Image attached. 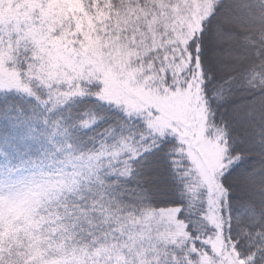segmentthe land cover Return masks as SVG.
<instances>
[{
  "label": "snow or ice",
  "instance_id": "6c2138e0",
  "mask_svg": "<svg viewBox=\"0 0 264 264\" xmlns=\"http://www.w3.org/2000/svg\"><path fill=\"white\" fill-rule=\"evenodd\" d=\"M0 264H264V0H0Z\"/></svg>",
  "mask_w": 264,
  "mask_h": 264
},
{
  "label": "rangeland",
  "instance_id": "374dc122",
  "mask_svg": "<svg viewBox=\"0 0 264 264\" xmlns=\"http://www.w3.org/2000/svg\"><path fill=\"white\" fill-rule=\"evenodd\" d=\"M67 2H69L73 6L79 4V0H67Z\"/></svg>",
  "mask_w": 264,
  "mask_h": 264
}]
</instances>
